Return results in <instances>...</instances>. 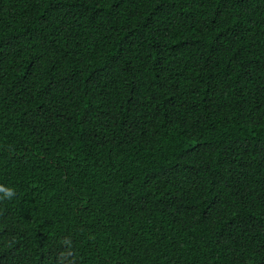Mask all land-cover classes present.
<instances>
[{"label": "trees", "instance_id": "1", "mask_svg": "<svg viewBox=\"0 0 264 264\" xmlns=\"http://www.w3.org/2000/svg\"><path fill=\"white\" fill-rule=\"evenodd\" d=\"M0 264H264V0H0Z\"/></svg>", "mask_w": 264, "mask_h": 264}, {"label": "clouds", "instance_id": "2", "mask_svg": "<svg viewBox=\"0 0 264 264\" xmlns=\"http://www.w3.org/2000/svg\"><path fill=\"white\" fill-rule=\"evenodd\" d=\"M14 195V188L0 184V199L12 198Z\"/></svg>", "mask_w": 264, "mask_h": 264}]
</instances>
